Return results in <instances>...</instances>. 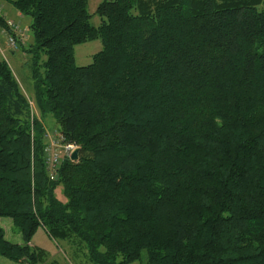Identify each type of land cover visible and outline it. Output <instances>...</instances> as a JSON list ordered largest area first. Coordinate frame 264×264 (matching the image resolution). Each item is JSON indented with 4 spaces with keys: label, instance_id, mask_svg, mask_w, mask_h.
Here are the masks:
<instances>
[{
    "label": "trees",
    "instance_id": "trees-1",
    "mask_svg": "<svg viewBox=\"0 0 264 264\" xmlns=\"http://www.w3.org/2000/svg\"><path fill=\"white\" fill-rule=\"evenodd\" d=\"M0 1L32 17L29 44L0 23L33 87L0 61V217L24 239L0 228V254L44 262L43 227L92 264H264V0H104L98 26L88 0Z\"/></svg>",
    "mask_w": 264,
    "mask_h": 264
},
{
    "label": "rangeland",
    "instance_id": "rangeland-1",
    "mask_svg": "<svg viewBox=\"0 0 264 264\" xmlns=\"http://www.w3.org/2000/svg\"><path fill=\"white\" fill-rule=\"evenodd\" d=\"M104 0H88V11L91 14V23L95 26L100 25L101 18L97 13L99 4ZM3 4V5H2ZM6 6L5 10H2L3 6ZM7 7H12L15 9L11 3L0 1V17L7 16ZM8 16L13 17L11 14ZM24 19L17 18L14 16V20L18 22L24 32V42L29 44L32 41V36L30 32L29 25L32 22L31 16H24ZM11 20V19H10ZM3 26L0 23V61L7 60L11 65L12 70L17 75L23 89L26 94L33 93L32 80L30 77L29 68L24 64L20 50L18 49L15 53L12 51V47L9 44V38L7 33L3 31ZM102 41L100 39L90 40L77 44L75 46V61L78 66H86L92 62V57L94 54L102 49ZM54 125H56V120L53 116L48 118V138L49 142L52 143L55 140L57 134L54 133ZM58 140V139H57ZM60 149V148H59ZM56 197L66 202L67 198L65 196L62 186H58L55 190ZM0 228L4 229L5 236L7 239L14 243L23 244L24 239L21 232L15 226L14 221L11 217H0ZM30 245L42 250L47 257L44 262L40 264H92L88 256L85 253V249L82 246H72L66 241L56 240L49 235V233L43 228L38 227L34 234L32 235ZM0 264H28L26 262H18L7 258L6 256L0 254ZM130 264H137V262H132Z\"/></svg>",
    "mask_w": 264,
    "mask_h": 264
},
{
    "label": "built area",
    "instance_id": "built-area-1",
    "mask_svg": "<svg viewBox=\"0 0 264 264\" xmlns=\"http://www.w3.org/2000/svg\"><path fill=\"white\" fill-rule=\"evenodd\" d=\"M7 24H8L9 29L12 32L20 33L22 31L20 26L16 24L14 21L9 20ZM3 31L5 33H8L6 31V28L3 29ZM8 38H9L10 46L12 47V49L16 50L18 48L16 38L12 34L11 35L8 34ZM58 147L59 146L57 145V140H53L50 146L47 148V153H48L47 162L49 164V169L51 171L52 178L54 177L56 168L60 164V161H61V156H60ZM62 148L64 152L70 156L71 153L77 148V146L75 144H65L62 146Z\"/></svg>",
    "mask_w": 264,
    "mask_h": 264
},
{
    "label": "crops",
    "instance_id": "crops-1",
    "mask_svg": "<svg viewBox=\"0 0 264 264\" xmlns=\"http://www.w3.org/2000/svg\"><path fill=\"white\" fill-rule=\"evenodd\" d=\"M3 5V4H2ZM6 6L4 5L2 7V10L4 9L5 10ZM7 16H3L4 18L6 19H11V20H14V16H16L17 18H19V21L20 19H24L25 17L23 15H21L16 9H13L12 7H7ZM8 14H11L13 17L11 16H8ZM15 21V20H14ZM13 51V50H12ZM14 52V51H13ZM15 53V52H14Z\"/></svg>",
    "mask_w": 264,
    "mask_h": 264
},
{
    "label": "water",
    "instance_id": "water-1",
    "mask_svg": "<svg viewBox=\"0 0 264 264\" xmlns=\"http://www.w3.org/2000/svg\"><path fill=\"white\" fill-rule=\"evenodd\" d=\"M79 153H80V148L78 147L71 153V156H70L71 160L77 161L79 159Z\"/></svg>",
    "mask_w": 264,
    "mask_h": 264
}]
</instances>
